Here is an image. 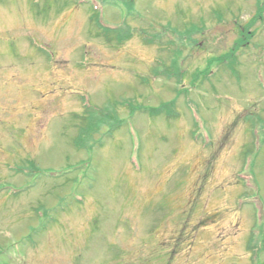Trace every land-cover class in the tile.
I'll return each instance as SVG.
<instances>
[{
  "label": "rangeland",
  "instance_id": "1",
  "mask_svg": "<svg viewBox=\"0 0 264 264\" xmlns=\"http://www.w3.org/2000/svg\"><path fill=\"white\" fill-rule=\"evenodd\" d=\"M228 5L0 0V264H264V59L224 53Z\"/></svg>",
  "mask_w": 264,
  "mask_h": 264
},
{
  "label": "flooded vegetation",
  "instance_id": "2",
  "mask_svg": "<svg viewBox=\"0 0 264 264\" xmlns=\"http://www.w3.org/2000/svg\"><path fill=\"white\" fill-rule=\"evenodd\" d=\"M234 3L233 9L228 5L224 7L225 13L221 12L222 36L227 39L224 53L238 55L253 49L258 58H264V0H234ZM205 24L201 26L204 37L210 31Z\"/></svg>",
  "mask_w": 264,
  "mask_h": 264
},
{
  "label": "trees",
  "instance_id": "3",
  "mask_svg": "<svg viewBox=\"0 0 264 264\" xmlns=\"http://www.w3.org/2000/svg\"><path fill=\"white\" fill-rule=\"evenodd\" d=\"M103 2L111 3L113 2V0H103ZM104 32H105L104 33L105 37L107 38L108 41H112L114 38L118 43H122L132 36L131 31L124 27L117 28V29L106 28ZM171 104L173 103H167L166 105H171Z\"/></svg>",
  "mask_w": 264,
  "mask_h": 264
}]
</instances>
